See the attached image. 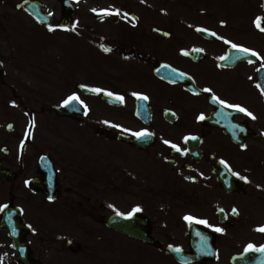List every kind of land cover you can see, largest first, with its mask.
<instances>
[{
	"label": "flooded vegetation",
	"instance_id": "obj_1",
	"mask_svg": "<svg viewBox=\"0 0 264 264\" xmlns=\"http://www.w3.org/2000/svg\"><path fill=\"white\" fill-rule=\"evenodd\" d=\"M101 3L77 11L48 92L35 46L0 56V264H264L246 250L264 246V0Z\"/></svg>",
	"mask_w": 264,
	"mask_h": 264
},
{
	"label": "rangeland",
	"instance_id": "obj_2",
	"mask_svg": "<svg viewBox=\"0 0 264 264\" xmlns=\"http://www.w3.org/2000/svg\"><path fill=\"white\" fill-rule=\"evenodd\" d=\"M20 0H11V3L14 2H18ZM45 3V6L47 8V10H49L50 12H54L56 13L55 16L58 17L60 15V10L57 4V0H41ZM77 2V5L80 7L79 11L81 13H85V10H87L88 7L92 6H96V5H101V0H75ZM17 15H15L11 9H7V15H2L0 14V17H4L5 19H0V21L2 23H7V27L10 26H15L16 24H21L23 23V16L20 15V13H16ZM19 15V16H18ZM27 22H29L28 20H26ZM28 26L31 27L32 25L30 23H28ZM11 32V31H10ZM31 33H33L34 35H29L28 38L30 39V42L32 43L31 45H34L33 41L31 40V37H35L34 39L37 40V38L41 37L44 39L43 40V44L47 45L46 46V50L47 53L44 52L43 53V58L44 61L46 59H50V57H48L51 54H54L56 52H58V49L56 47V44L53 43V36H58L56 31H47L46 29L43 30H37L36 34L33 32V30L31 31ZM21 32L18 33H14V36H11V45L13 44V42L16 41V39H20L22 38L20 36ZM65 40L63 42L60 43V45L65 49H70L72 47V44L75 43L74 39L71 37V35H66L64 36ZM0 39H3L2 41H0L1 45H0V53H3V48L5 47L3 44L5 43V36H0ZM50 39V40H48ZM24 40V39H23ZM30 44V43H28ZM40 46V45H39ZM39 46H35V48L38 50ZM12 53V52H11ZM69 54V52H66ZM8 77L11 78V82H10V87L11 90L10 91H17V92H22V85L21 83L17 80L18 78L15 77L14 74H11L8 72ZM13 93V92H12Z\"/></svg>",
	"mask_w": 264,
	"mask_h": 264
},
{
	"label": "snow or ice",
	"instance_id": "obj_3",
	"mask_svg": "<svg viewBox=\"0 0 264 264\" xmlns=\"http://www.w3.org/2000/svg\"><path fill=\"white\" fill-rule=\"evenodd\" d=\"M93 11H97V10L93 9ZM101 11L104 14H107V15L113 14V13H111L108 10H101ZM115 14L116 15H120L119 10H116ZM124 15L127 16V13H124ZM256 26L258 28H260L261 31H264V28H262L261 25H260V18H257ZM49 30L50 31H54L55 29L52 26H49ZM198 31L208 32L209 30H207V29H198ZM210 35L215 36L216 33L215 32H210ZM226 42L227 43H231V42H228V41H226ZM231 46H232V48L236 49L237 52L243 53L246 56H258L259 55L258 53H256L255 51H253L251 49H248V48L243 47V46H240V45H236L234 43H232ZM105 50L106 51H110V49H105ZM193 51H202V50L201 49H194ZM183 54L184 55H188L187 52H184ZM221 59H225V57H221ZM251 62L252 61L249 60V63H251ZM257 87L258 88H261V86L259 84H257ZM91 91L96 92V93H99V92H102L103 90L102 89H99V88H93V89H91ZM206 91H211V90L210 89H206ZM261 93L264 94V88H261ZM105 94L108 95V96H113L114 95L111 92H106ZM134 95H137V98L138 99H141V100H147L148 99L147 96L138 95V94H134ZM115 98L117 100H121V101L123 100V97L122 96H116ZM79 99L80 98L78 96L73 95V96L69 97L64 103H65V105H68V104L72 103L73 101H79ZM215 99H217L218 103H220L221 105H224L225 107H228V108H234L236 111L246 113L252 119H255V116L250 111H248L246 108H244V107H242L240 105L228 104L227 102H225L224 100H220L219 98H215ZM81 103H82V101H81ZM199 119L203 120L204 119V116L201 115L199 117ZM113 126L114 127H117L116 125H113ZM125 131H127V130H125ZM132 134L134 136H136L137 138H143V137H146V136L151 135V133H148V132H138V133H132ZM187 139H196V137H188V138H186V140ZM165 143H169V142L168 141H165ZM171 147L174 148V149H176L177 151H181V149L177 145H175V144H171ZM241 179H245L246 180L247 178L246 177H241ZM4 207H6V206H4ZM2 210L3 209H0V211H2ZM136 211H140V209L137 208ZM221 211H223V209H221ZM233 211L235 212L236 210L233 209ZM185 219L187 221H189L190 223L194 221L196 223L206 225L207 227H210V228L213 227L206 220H197L196 218H194L192 216H186ZM213 230L216 231V232H223L224 231V229L218 228V227L217 228H214ZM257 230L258 231H261V232H264V227L258 228ZM246 250L247 251H254V252H264V246L257 247V246H255L253 244H249L247 246V249ZM176 251H180V249H176Z\"/></svg>",
	"mask_w": 264,
	"mask_h": 264
},
{
	"label": "water",
	"instance_id": "obj_4",
	"mask_svg": "<svg viewBox=\"0 0 264 264\" xmlns=\"http://www.w3.org/2000/svg\"><path fill=\"white\" fill-rule=\"evenodd\" d=\"M62 6L66 12V15L62 20L61 25L66 26L69 23V20L73 14V7L66 0H62ZM22 7L28 12H30V14L33 15L39 22H43L49 26L54 23L53 18L51 16L44 14L42 5L26 2L23 3Z\"/></svg>",
	"mask_w": 264,
	"mask_h": 264
}]
</instances>
